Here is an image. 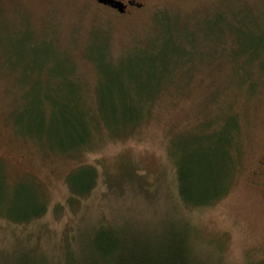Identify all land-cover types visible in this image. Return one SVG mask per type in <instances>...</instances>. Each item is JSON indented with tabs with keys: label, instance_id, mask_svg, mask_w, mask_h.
Returning <instances> with one entry per match:
<instances>
[{
	"label": "rangeland",
	"instance_id": "374dc122",
	"mask_svg": "<svg viewBox=\"0 0 264 264\" xmlns=\"http://www.w3.org/2000/svg\"><path fill=\"white\" fill-rule=\"evenodd\" d=\"M109 84L132 101L151 93L135 123L105 127ZM65 98L88 120L84 146L63 131ZM219 135L229 146L214 171L231 188L186 204L179 165ZM87 168L92 188L72 195ZM102 229L156 245L183 231L196 264H264V0H148L125 15L0 0V264H65Z\"/></svg>",
	"mask_w": 264,
	"mask_h": 264
},
{
	"label": "trees",
	"instance_id": "16d2710c",
	"mask_svg": "<svg viewBox=\"0 0 264 264\" xmlns=\"http://www.w3.org/2000/svg\"><path fill=\"white\" fill-rule=\"evenodd\" d=\"M162 26L166 29L168 23L162 24ZM98 70L100 75L103 74L102 77L105 78L115 75L110 72L109 68H102V65L101 67L99 66ZM104 87L106 90L98 96V106L103 109L100 113H104L100 114L99 118L104 122L106 128L115 127L121 122L123 124L135 123L138 119L137 108L151 99V93L140 92L135 96L137 100L132 101L133 96L129 97V95L123 94L117 87L114 89L118 93L113 94L109 91L112 88L110 84L104 85ZM142 87L148 89L147 83ZM140 90L143 89L140 88ZM144 95H147V97ZM69 104L67 98H65L63 108L66 107V112L65 116L64 114L62 116L63 131L65 136L71 140L70 146H84L87 137L85 123L88 120L85 118V113L81 117L78 115H75V118L72 117L73 114L69 109ZM93 122L96 127L97 121L93 120ZM73 134L78 138L73 140ZM228 142L229 139L220 138V135L206 138L205 143L200 142V149L197 152L195 151L191 153L192 156L186 157V168L183 162L180 163L179 179L182 189L180 190V196L184 203L194 206H207L228 194L231 182H229L226 189L220 190L222 186L219 183L218 175L214 171L215 165H218V163L225 164L223 161H225V150L229 146ZM212 148H218V152H214ZM86 171L87 173L84 176H87V179L79 182L76 178L69 183L72 195H82L92 188L95 172L90 168H87ZM227 180L228 176H223L222 183L224 184ZM192 189H198L199 193L196 195L198 198L194 197ZM43 212L44 207L39 212L35 211L32 214L30 213L29 216L17 220L34 219ZM121 235L123 234L121 233ZM178 236V238H171L169 242H162L156 245V242L149 241L141 243L131 240L128 242L125 234L119 239L111 231L102 229L92 234L90 241L84 240L80 256L77 259L69 254L70 258H67L65 264H196L189 256L187 250V235L185 236L182 231V234L178 233ZM29 259L22 260V262L17 264H40L33 261V259L32 261Z\"/></svg>",
	"mask_w": 264,
	"mask_h": 264
},
{
	"label": "flooded vegetation",
	"instance_id": "af4514ba",
	"mask_svg": "<svg viewBox=\"0 0 264 264\" xmlns=\"http://www.w3.org/2000/svg\"><path fill=\"white\" fill-rule=\"evenodd\" d=\"M91 1L104 9L106 8L108 11L116 12L118 15H125L130 10H141L148 0H101L104 3L98 0ZM114 5L120 6L122 12H118V10L113 7Z\"/></svg>",
	"mask_w": 264,
	"mask_h": 264
},
{
	"label": "water",
	"instance_id": "95a60500",
	"mask_svg": "<svg viewBox=\"0 0 264 264\" xmlns=\"http://www.w3.org/2000/svg\"><path fill=\"white\" fill-rule=\"evenodd\" d=\"M98 1L101 2V3H104V2L101 1V0H98ZM113 7L116 8V9L118 10V12H122V10L120 9V6H118V5H114Z\"/></svg>",
	"mask_w": 264,
	"mask_h": 264
}]
</instances>
